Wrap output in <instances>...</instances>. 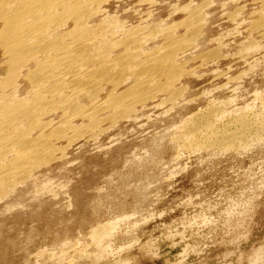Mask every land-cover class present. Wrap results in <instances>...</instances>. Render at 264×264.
I'll return each instance as SVG.
<instances>
[{"label":"rangeland","instance_id":"1","mask_svg":"<svg viewBox=\"0 0 264 264\" xmlns=\"http://www.w3.org/2000/svg\"><path fill=\"white\" fill-rule=\"evenodd\" d=\"M104 9L97 20L109 13L126 28L177 34L201 11V36L180 55L192 73L176 102L159 94L106 121L1 197L0 264H264V0ZM208 110L222 134L243 117L256 127L219 143L211 129L191 137L184 125Z\"/></svg>","mask_w":264,"mask_h":264},{"label":"bare ground","instance_id":"2","mask_svg":"<svg viewBox=\"0 0 264 264\" xmlns=\"http://www.w3.org/2000/svg\"><path fill=\"white\" fill-rule=\"evenodd\" d=\"M109 1L0 0V198L106 121L130 118L159 94L173 102L183 95L178 82L192 72L183 68L182 45L201 36V11L188 12L182 34L147 32L112 22L109 13L97 20ZM159 34L165 43L152 44ZM217 112L192 115L185 130L195 137L211 129L219 143L256 127L243 117L222 134L212 129Z\"/></svg>","mask_w":264,"mask_h":264}]
</instances>
